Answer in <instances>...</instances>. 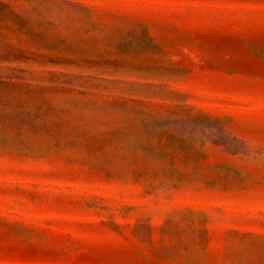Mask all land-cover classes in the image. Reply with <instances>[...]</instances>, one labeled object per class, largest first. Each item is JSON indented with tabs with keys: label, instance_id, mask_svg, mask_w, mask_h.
<instances>
[{
	"label": "rangeland",
	"instance_id": "374dc122",
	"mask_svg": "<svg viewBox=\"0 0 264 264\" xmlns=\"http://www.w3.org/2000/svg\"><path fill=\"white\" fill-rule=\"evenodd\" d=\"M0 264H264V0H0Z\"/></svg>",
	"mask_w": 264,
	"mask_h": 264
}]
</instances>
